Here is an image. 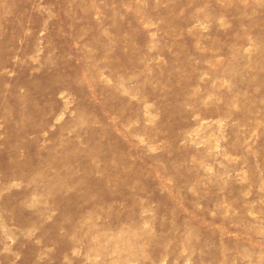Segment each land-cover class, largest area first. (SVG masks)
<instances>
[{
  "label": "rangeland",
  "instance_id": "obj_1",
  "mask_svg": "<svg viewBox=\"0 0 264 264\" xmlns=\"http://www.w3.org/2000/svg\"><path fill=\"white\" fill-rule=\"evenodd\" d=\"M0 264H264V0H0Z\"/></svg>",
  "mask_w": 264,
  "mask_h": 264
}]
</instances>
